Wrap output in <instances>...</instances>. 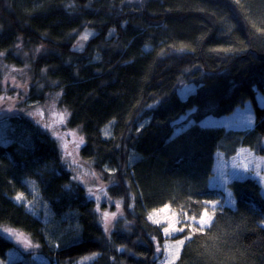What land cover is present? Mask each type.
<instances>
[{"label": "trees", "instance_id": "trees-1", "mask_svg": "<svg viewBox=\"0 0 264 264\" xmlns=\"http://www.w3.org/2000/svg\"><path fill=\"white\" fill-rule=\"evenodd\" d=\"M0 53L33 67L36 102L56 94L122 205L105 232L53 136L0 118V226L35 243L7 264H264V0H0ZM247 101L248 130L200 124ZM16 248L0 232V258Z\"/></svg>", "mask_w": 264, "mask_h": 264}, {"label": "rangeland", "instance_id": "rangeland-1", "mask_svg": "<svg viewBox=\"0 0 264 264\" xmlns=\"http://www.w3.org/2000/svg\"><path fill=\"white\" fill-rule=\"evenodd\" d=\"M86 34L89 37L91 30L86 29L79 34L76 41L78 48H81L88 39H81ZM0 69L3 71L0 75V97L3 98L0 99V118L15 112H22L33 121H37L45 131L53 136L58 145L61 164L68 171V180L73 184L69 190L78 186L82 187L87 198L93 200L95 204V210L98 212L99 222L103 230L105 231L107 227L105 232L110 231L112 224L122 214L121 200L114 199L108 194L107 183L103 182L88 161L79 157L75 142L81 139V134L77 129L66 125L67 110L56 103L55 93L53 98H50L49 93H45L44 100L41 102H36V99L30 96V92L39 93L43 81H38L34 75L33 67L29 68V63L25 62L21 66H17L13 63L5 64L1 62ZM31 83L39 84V86L30 88ZM190 89H192L190 86L182 87L179 90V95L185 97ZM256 101L260 107L264 108V93L257 92ZM190 112L180 116L177 121L186 119ZM39 113H43V116L41 117ZM254 122L255 117L250 102L236 108L227 115L220 117L206 116L200 120V124L203 126H223L226 129L234 130H248L254 126ZM104 134L108 135V129H105ZM1 136L0 140L2 141ZM261 144L264 147V138ZM73 177H79V179H73ZM30 193L37 203L41 200L40 194L34 188H30ZM26 205L28 206L30 203L26 202ZM105 213H107V216H105ZM0 232L12 239L17 246L14 252L8 253L9 256L7 255L6 262L5 259L0 258V264L14 261L19 258V252L29 251L35 247V243L27 238L28 236L22 231L1 225Z\"/></svg>", "mask_w": 264, "mask_h": 264}, {"label": "snow or ice", "instance_id": "snow-or-ice-1", "mask_svg": "<svg viewBox=\"0 0 264 264\" xmlns=\"http://www.w3.org/2000/svg\"><path fill=\"white\" fill-rule=\"evenodd\" d=\"M87 38H88L87 34L81 37V39H84V40H86ZM81 48H82V46H81ZM37 51H39V49H37ZM2 55H4V54L3 53H0V56H2ZM0 99H3V98L0 97ZM39 115L42 117L43 116V113H39ZM249 123H251V121H249ZM80 142L81 143L83 142V139L82 138H81V141ZM73 163H75V161H73ZM73 179H79V177H73ZM23 199H24L23 194H17L15 196V200L18 201V202L19 201H22ZM204 203L205 204H208V203H212V202L205 201ZM216 203L218 204V202H216ZM215 206H216V204H214V207ZM105 216H107V213H105ZM192 219L195 220V217H192ZM211 219H212V217L209 216L208 210L205 209L203 211V214L200 217V220L198 221V225H200V226H206V225L209 224V222L211 221ZM156 222L159 223V221H156ZM176 230L183 231L184 229L183 228H180V229H176ZM7 231H11V230H7ZM105 231H107V227L105 228ZM164 232L165 233H169V227H165L164 228ZM178 244L179 245H183L184 244V240H179L178 241ZM174 259H175V257H173V261H174Z\"/></svg>", "mask_w": 264, "mask_h": 264}, {"label": "bare ground", "instance_id": "bare-ground-1", "mask_svg": "<svg viewBox=\"0 0 264 264\" xmlns=\"http://www.w3.org/2000/svg\"><path fill=\"white\" fill-rule=\"evenodd\" d=\"M184 86H188V87L190 86V87H192V89H190V91H192L193 88H194V85H192V84H181L179 90H180L182 87H184ZM256 94H257V92H256ZM256 94H255V98H256ZM248 102H249V101H247L246 103H248ZM246 103H245V105H246ZM239 107H242V106H237V107L234 108V110H236V108H239Z\"/></svg>", "mask_w": 264, "mask_h": 264}]
</instances>
